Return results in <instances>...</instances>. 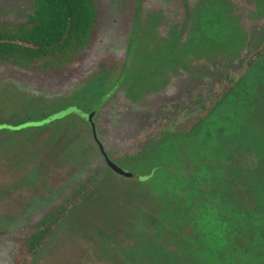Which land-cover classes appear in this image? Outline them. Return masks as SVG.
I'll return each instance as SVG.
<instances>
[{"label": "rangeland", "instance_id": "1", "mask_svg": "<svg viewBox=\"0 0 264 264\" xmlns=\"http://www.w3.org/2000/svg\"><path fill=\"white\" fill-rule=\"evenodd\" d=\"M225 1L233 4L231 16L224 15L223 0H186L187 8L181 0H99L100 20L92 43L66 70L44 74L0 64V124L37 122L68 108L96 113L98 136L108 158L126 171L138 172L147 156V135L160 133L158 136L167 140L177 137L176 126L197 114L222 82L217 54H203L197 62L191 60L195 56L188 55L189 72L181 70L187 77L170 61L158 69V59L176 48H171L172 43L177 40L178 46L188 45L189 29L195 28H190L191 24L205 25L214 14L231 22L233 28L225 24L226 31L217 33L208 22L206 33L216 37L211 39L213 44L224 42L229 31L233 37H248L246 54L255 42L264 41V0ZM32 9V0H0V19L23 21ZM236 25L243 31L235 33ZM173 55L183 57L185 53L174 50ZM238 61L233 60L231 68L237 70L234 65ZM126 75L132 83L124 86ZM147 76L149 79H139ZM131 85L138 89L133 91ZM175 103L187 105V111L177 114ZM34 132L24 130L26 137L12 135L9 130L0 134V264H13L18 238L97 171L104 174L100 186L57 228L34 264H129L130 256L138 255L147 245L154 253L158 245H165L171 255L147 264L177 260L178 244L167 243L160 232L152 230L148 214L132 213L143 201V188H138L137 178L109 169L89 124L73 115L32 136ZM188 159L178 161L173 173L153 181L171 182L180 202L190 198L185 197L183 185L175 182H189L193 174L205 173L194 165L193 158ZM222 167L228 168L225 163ZM231 202L225 197L219 201L227 211ZM212 215L218 226L214 235H208L212 264L219 260L220 264H264L259 241L253 238L251 244L252 232L247 228L233 224L235 229H231L230 216L223 210L202 209L187 225L188 235L201 233L202 227L214 228L208 220ZM241 248L239 257L232 256L231 250Z\"/></svg>", "mask_w": 264, "mask_h": 264}, {"label": "trees", "instance_id": "2", "mask_svg": "<svg viewBox=\"0 0 264 264\" xmlns=\"http://www.w3.org/2000/svg\"><path fill=\"white\" fill-rule=\"evenodd\" d=\"M185 1L181 0L187 8ZM98 2L99 0H32V12L25 20L17 22L0 19V64L44 74L66 70L81 58L92 43L100 20ZM223 2L224 15L231 16L233 4H226L225 0ZM208 18L214 32L226 31L225 24L229 25L228 29L233 28L231 22L220 19L217 14ZM207 24H191L190 28H195L192 31L189 29V33L192 32L190 43L184 46H178L177 40L172 43L171 48H176L170 50L165 58L158 59L161 60L158 69L170 61L181 73L189 72L188 64H191V60L193 62L197 59V62L203 54H217L221 62H217V68H223L222 82L213 89L211 97L201 105L197 114L186 117L176 126L174 131L178 134L177 137L167 140L164 137L161 139L158 136L160 133L147 135V156L142 160L143 163L140 162L141 171H135L132 177L138 179V188H143V201L132 213L148 214L146 220L149 227L156 233L160 232L167 243L175 241L178 244L177 260H173L171 264H212L214 255L210 251L208 235H214V229L218 227L216 218L213 215L208 217L214 223V228L210 230V226L205 229L202 227V232L194 233L193 237L186 231L187 225L197 218V213H202V209L207 207L213 211L223 210L225 215L230 216L231 229H235L233 224L247 228L252 232L251 244L255 238L264 249V41L255 42L256 45L253 44L251 51L246 54L248 50H245L250 43L248 37H242L241 34L233 37V32L229 31L231 34L224 38V42L213 44L211 39L216 37H210L206 33ZM237 25L235 33L243 31ZM227 39L234 42H228ZM174 50L185 55L175 57ZM188 55L195 57L190 60ZM233 60H239L234 65L237 70L231 68ZM174 67L172 65L171 70ZM186 72L182 74L185 77L188 76ZM139 79H149V76ZM150 79L152 86L151 76ZM130 83L131 78L126 75L123 85ZM131 89L134 91L138 88L131 85ZM173 107L181 115L188 109L182 103H175ZM94 114L96 117V113ZM73 115L89 124L80 115L73 113L36 127L17 129L29 122L19 125L0 124V127L4 126L0 128V134L9 130L13 132L12 135L26 137L23 131L30 128L35 131L33 136L41 128L55 125ZM180 156L183 157L182 160H179ZM190 157L193 158L194 165L198 169L202 168L205 173L193 174L191 179H187L189 182H175L183 185L185 197L190 198L180 202L177 199L178 192L173 191V185L170 186L171 182L153 181L173 173L178 161L188 162ZM222 163L227 165V170L222 167ZM103 175L102 171H97L78 184L65 199L31 225L30 232L17 240L18 249L13 264H34L57 228L100 186ZM221 197L232 199L233 203L229 207L231 210L223 209L219 203ZM182 204L185 207H179ZM202 216L206 218V215ZM148 246L141 250L139 248L138 255H131L129 264H147L152 260L156 261L157 257L162 262L165 257L171 256L168 250H164L165 245L154 247L155 250L158 249L155 253L147 250ZM241 252L242 248L231 250L232 256L239 257ZM230 257L231 255L228 258Z\"/></svg>", "mask_w": 264, "mask_h": 264}, {"label": "water", "instance_id": "3", "mask_svg": "<svg viewBox=\"0 0 264 264\" xmlns=\"http://www.w3.org/2000/svg\"><path fill=\"white\" fill-rule=\"evenodd\" d=\"M72 113L80 115L82 118H84L89 123V125L91 127V132H92L93 139H94L95 143L98 145L102 155L107 160V164H108L109 169L111 171H113L114 173H116L117 175L124 176V177H127V178L133 177V173L122 169L115 162L111 161L108 158V155H107V153H106V151L104 149L103 143L99 139V136H98L97 126H96V124L94 122V117H95L94 113H84V112L80 111L77 108H69V109H67V110H65V111H63L61 113H57V114H54V115L50 116L49 118L45 119L44 121H41V122H29V123H26L24 125L19 126L17 129H21V128H25V127H29V126H32V127L40 126V125H42L44 123H49L51 121L63 118V117H65V116H67L69 114H72ZM2 127H4V126H1L0 128H2Z\"/></svg>", "mask_w": 264, "mask_h": 264}]
</instances>
